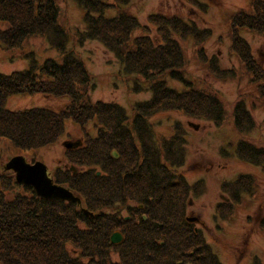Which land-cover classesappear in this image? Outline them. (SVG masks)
<instances>
[{"label":"trees","instance_id":"trees-1","mask_svg":"<svg viewBox=\"0 0 264 264\" xmlns=\"http://www.w3.org/2000/svg\"><path fill=\"white\" fill-rule=\"evenodd\" d=\"M74 1L84 11L85 21V30L75 36L78 43L101 41L121 62L123 75L142 77L150 84L153 96L135 105L131 123L118 105L91 104L86 94L93 88V77L80 55L69 48L72 40L60 21L59 0H0V23L7 24L0 27V42L5 50H20L31 60L30 69L0 72V140L9 141L16 149L36 150L54 144L65 133L67 121L82 128L93 121L99 127L97 137L88 136L80 147L68 149L73 170L88 169L82 173L69 169L58 172L57 177V183L80 197L93 216L85 217L82 208L76 211V203L40 199L33 190L16 198L0 191V264H195L197 259L199 264H219L206 257L210 250L204 237L185 217L187 197L205 188L203 181L191 184L179 171L185 160L186 133L177 123L173 136H160L149 119L162 112H179L219 128L228 121L229 111L219 94L198 88L187 77L186 57L176 36L194 38L198 58L219 79L234 80L236 72L221 69L216 58L207 56L202 44L210 31L200 30L194 22L177 15H150L161 39L156 42L147 27H143L145 34L134 35L142 27L125 7L130 0ZM189 2L203 6L198 0ZM252 7L234 14L230 21L232 51L242 59L249 82L258 90L255 99L241 93L234 105L233 121L241 134L256 128L246 100L250 98L253 105L254 101L264 103V67L241 36L242 29L264 34V0H254ZM109 9L116 10L112 18L106 16ZM36 37L47 39L60 53L59 60L47 59L40 64L33 52L24 51L27 42ZM166 76L182 82L185 88L181 92L170 88ZM22 94L68 98L69 102L59 111L48 107L8 109V99ZM236 155L256 166L264 164V147L247 140L237 144ZM13 182L9 178L7 185ZM222 189L231 202L218 206L220 217L231 216L235 204L246 196H258L254 174L240 173L235 180L224 181ZM132 201L135 208L129 204ZM118 203L128 205L134 217L125 229L123 218L107 213L108 208L121 206ZM228 207L229 212L224 209ZM114 230H122L121 235L126 236L120 245L111 242ZM111 248L120 261H114Z\"/></svg>","mask_w":264,"mask_h":264},{"label":"rangeland","instance_id":"rangeland-1","mask_svg":"<svg viewBox=\"0 0 264 264\" xmlns=\"http://www.w3.org/2000/svg\"><path fill=\"white\" fill-rule=\"evenodd\" d=\"M198 1L202 3V8L192 5L189 0H130L125 7L128 13L138 19L142 27L138 28L134 35L145 34L146 31L143 27H147L156 42L161 41L158 38V29L149 20V16L156 13L168 16L177 15L188 23H196L200 30L210 31L202 46L209 58L217 59L221 69H234L237 74L234 80H221L204 66L205 64L196 53L198 45L194 38L176 37L186 57L185 73L187 77L198 88L219 94L229 111L228 121L226 125L219 128L211 122L191 119L179 112L158 113L149 121L160 136H173V126L177 123L181 124L186 133L185 160L179 171L191 184L203 181L205 188L203 192L198 191L197 195L190 194L187 197L185 217L190 226L196 232H201L204 237V244L206 243L210 250L206 257L211 256L219 264H264V224L262 226L264 219V164L256 166L240 160L236 155L237 144L242 140L264 147V103L254 101L253 105L250 98L246 100L247 108L256 125L251 133L249 131L247 134H241L233 121V109L239 95L245 93L254 99L258 96L256 85L249 82L250 78L245 74L242 59L232 51L230 23L231 16L234 14L240 11H251L254 0ZM59 5L61 9L60 21L69 29L70 40H72L69 48L80 55L88 72L93 77V88L86 94L87 100L91 104L104 102L122 107L127 114L128 122L131 123L135 114V105L147 102L153 96L150 84L142 80L143 78L140 76L131 79L123 75L122 64L117 56L98 39H86L80 45L75 36L77 31L85 30L84 11L74 0H59ZM115 15L116 10L114 9H109L106 12V16L109 18ZM6 26L7 24L0 23L1 28H6ZM241 36L247 41L260 65L264 67V34L242 29ZM24 51L33 52L34 59L40 64L47 59L59 60L60 56V53L50 46L47 39L42 37L31 38ZM30 64L31 60L25 57L20 50L7 51L0 42L1 73L12 74L30 69ZM164 80L170 88L177 89L179 92L185 88L182 82L173 80L170 76H166ZM68 102V98L55 99L41 94H22L10 97L7 107L12 111L35 107H48L59 111L65 109ZM98 131L99 127L96 122L91 121L85 128H82L70 120L66 122L65 133L54 144L44 148L25 151L16 149L7 140H0V191L11 198H16L19 194L28 196L32 190L34 192L32 187L14 183L16 182L15 174L5 169L8 162L16 157H23L29 164L44 163L56 184H58V172H67L69 169L74 173L76 170L77 173L86 171L88 169L86 167H77L76 170H73L74 167H71L68 158L70 150L64 146V143L71 142L81 145L83 142L85 143L88 136L97 137ZM223 150L226 151L227 156H224ZM98 170L101 171L99 168ZM240 173L254 174L258 184V196L256 199L246 196L242 203L235 204L231 216L220 217L217 211L218 206L221 203L231 202L229 195L222 189L223 182L235 180ZM98 174L100 175V172ZM9 178H13V186L12 184L7 185ZM26 187L30 188V191H26ZM71 192L73 193V191ZM76 204L78 206L76 211H81V208H84L83 204ZM118 204L122 207L114 205L107 209V213L123 218L124 222L121 223L123 226L126 223L129 224L130 221L133 222L134 220L130 219L134 217L129 213L128 205ZM129 204L132 205V208L136 207L133 201ZM142 208L143 206H139V209ZM224 209L229 212V207ZM137 215L139 220V212ZM84 216L90 215L85 214ZM144 220H146L145 217ZM50 222L49 219L47 227ZM81 226L84 225L81 224ZM125 228L127 227L124 226L123 229ZM114 232L121 234L122 230H114ZM124 238L122 236L121 241L116 244L120 245ZM176 250H178L177 247ZM116 252L111 248V256L115 262H118L121 258L119 255H115ZM187 258L188 261V255ZM194 263L199 264V259Z\"/></svg>","mask_w":264,"mask_h":264},{"label":"water","instance_id":"water-1","mask_svg":"<svg viewBox=\"0 0 264 264\" xmlns=\"http://www.w3.org/2000/svg\"><path fill=\"white\" fill-rule=\"evenodd\" d=\"M68 149L78 147L79 143L67 142L64 144ZM115 158H118L116 152L113 153ZM6 170L13 171L15 174V181L18 185L29 186L34 189L37 197L48 201H67L81 203V200L76 197L69 189L57 185L50 178L48 168L44 163L37 162L29 164L23 157H16L11 159L6 165ZM84 214L93 216L92 213L85 210ZM121 234L114 233L111 236L113 244L121 241Z\"/></svg>","mask_w":264,"mask_h":264}]
</instances>
